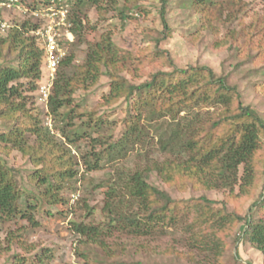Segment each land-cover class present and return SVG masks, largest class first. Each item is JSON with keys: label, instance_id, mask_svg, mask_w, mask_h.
Instances as JSON below:
<instances>
[{"label": "trees", "instance_id": "obj_1", "mask_svg": "<svg viewBox=\"0 0 264 264\" xmlns=\"http://www.w3.org/2000/svg\"><path fill=\"white\" fill-rule=\"evenodd\" d=\"M50 1L40 0L39 4ZM142 1L124 0L121 10L114 0L65 1L70 7V30L75 39L67 43V55L57 68L46 102L48 117L63 143L51 128L43 125L40 116L31 114L28 109L31 95L39 91L47 67L45 40L37 35L44 21L31 13L23 14L25 17L18 22L15 18L8 20L13 22L10 28L0 29V122L13 125L8 134L0 136V225L10 223L15 227L19 221H24L29 227L19 232L37 229L40 224L35 214L39 207L64 203L59 196L62 190H73L79 183L91 182L88 175L101 171L107 156L111 157V163L116 162L123 152V144H145L149 127H159L158 150L173 159L159 162L140 153L139 162L143 166L123 172L117 179L110 177L103 181L98 188L106 189L103 212L107 223H75L73 229L81 238L79 243L96 244L108 252L111 250L108 241L115 235L133 239L163 237L167 229L183 227L190 215V205L198 204L200 210L193 226H184L189 233V238L185 239L193 248L205 249L204 252L210 249L219 263L224 264L229 243L235 247L237 262H241L240 245L248 243L263 255L264 264V118L259 111L245 105L238 88L230 85L227 76H219L212 68H178L170 59L169 50L159 47L161 39L155 40L151 63L154 57L166 56L165 64L171 69L152 72L149 80L137 82L142 76L138 73L140 66L132 68L134 56L123 54L111 36L100 40L88 37L90 32L85 24L88 11L96 9L106 14L116 9L119 19L125 23L137 20L135 15L145 10ZM157 1L161 5L164 39H167L171 34L165 16L171 0ZM21 2L27 8L31 6L25 0ZM199 4L197 12L202 13L206 23L203 28L207 25L210 28V8H206L204 2ZM7 12L0 8L1 21L7 19ZM80 44L86 45V57L82 64H76V47ZM7 55H17L18 65L6 66ZM125 72L131 79L123 75ZM105 76L110 79V91L103 96L102 106L111 108L122 100L127 106L122 142L110 143L106 135L92 137L89 128L98 132L107 122L96 111L82 114L73 107L77 92L95 89ZM82 117L89 119L87 129L77 124ZM146 123H150L148 127ZM164 126H172L170 133ZM86 137L91 147L83 149L81 143ZM73 148L80 156L79 162L72 155ZM12 151L20 153L33 166L34 174L29 177V183L34 190L20 186L17 174L21 172L8 160ZM79 165L83 168L81 175ZM155 173L163 183L177 186L183 192L192 189L223 194L222 207L215 208L217 201L206 196L175 200L167 191L151 184ZM261 184V193L244 216L237 210L228 211L229 203L254 197ZM22 200H36V204L23 208ZM255 210L258 218L254 216ZM239 224L244 225L242 233L226 241L227 232ZM22 237L23 234L17 236L13 232L6 240L0 236V258L14 245L24 247ZM202 244L204 246H200ZM78 255L88 259L83 252ZM50 258L53 256L46 250L38 262L47 264ZM6 263L26 264L27 259L16 254Z\"/></svg>", "mask_w": 264, "mask_h": 264}, {"label": "rangeland", "instance_id": "obj_2", "mask_svg": "<svg viewBox=\"0 0 264 264\" xmlns=\"http://www.w3.org/2000/svg\"><path fill=\"white\" fill-rule=\"evenodd\" d=\"M114 1L117 3V9L121 10L124 0ZM25 2L26 4L31 3L29 8L41 4H39L40 0H25ZM200 2H204L206 8H210L212 17L210 28L208 25L205 29L203 28V24H206L205 19L201 12H197V8L201 6ZM141 5L145 10L135 15L137 20H129L125 23L119 19L116 9L106 14L91 9L88 11V19H85L86 27L90 32L89 39L100 40L103 36H111L123 54L134 56L131 61L132 68L140 66L138 73L142 76L137 78V82L149 80V75L152 72L170 68L165 64L168 58L166 56L154 57V63H151L153 61L152 54L156 50L155 40L161 39L159 47L162 50H169L170 59L178 68L208 66L219 76H227L230 85L236 86L242 94L244 104L255 107L264 118V87L259 88L264 84V0H171L165 16L171 34L167 39H164L160 3L157 0H143ZM19 12H7L6 20L12 21L15 18V22H18L23 19L25 14L20 16ZM76 48L75 63L82 64L86 57V45L80 44ZM259 54L261 57H258ZM17 55H7L6 66H17ZM123 75L131 79L127 72ZM45 79L46 76L42 80ZM40 86H38L39 89ZM109 91L110 79L105 76L101 78L95 89L88 92H77L73 107L82 114L96 111L107 122V126L100 128L98 132L94 131L93 127L89 128L92 137L106 135L107 138H110V143L122 142L121 139L126 129L123 120L126 117L127 106L122 100L111 108L103 107V96L107 95ZM38 93L39 91H36L31 95L32 99H30L28 109L31 110V114L40 116L43 125L51 128L58 135L59 142L63 143L59 132L53 129L54 124L48 117L47 103L40 99ZM88 122L87 117H82L77 121V124L85 126L84 128L87 129ZM149 124L146 123V127ZM164 127L170 133L172 126ZM11 129H13V125H5L0 122V136L8 134ZM159 132V127H149L148 139L145 144H123V152L117 157L116 162L111 163V157L107 156L104 160V168L88 175L91 182L79 183L73 190H62L59 196L64 203L39 207L35 214L40 224L37 229L29 228L28 232H19L21 228H26L27 231L29 227L24 221H19L15 227L10 223L0 225L2 240H6L13 232L17 236L19 233L23 234L22 241L24 243V247H22L23 245H14L0 258V264H8L6 263L8 259L16 254H22L27 259L26 264H41L38 259L43 256L46 250L53 256V258L47 259V264H220L221 262L219 263L210 249L204 252L205 249L193 248L185 239L189 238V233L184 226H193L200 210L198 204L190 205L188 209L190 215L183 227L178 230L167 229V235L163 237L133 239L115 235L108 241L111 247L108 252L96 244L79 243L81 238L73 229L75 223L90 225H106L107 223L103 212L106 204V189L98 188L103 181L110 177L117 179L123 172H131L138 166H143L139 162L140 153L159 162L173 159V156L162 155L159 152L156 143ZM31 140L33 138H30ZM81 144L83 149L90 148L89 137H86ZM66 149L71 150L68 146ZM72 155L75 161L79 162L80 156L75 148L72 149ZM8 160L11 166L21 172L17 174L20 186L34 190L29 183V177L34 174L31 163L16 151L10 153ZM78 170L81 175L83 168L80 165ZM150 182L161 190L167 191L172 198L178 201H188L192 198L198 199L206 196L212 201H217L215 208H221L222 201L225 200L223 194L215 191L196 192L189 189L183 192L177 186L163 183L156 173L152 174ZM261 191L262 184L251 199L229 203L228 211L237 210L240 215L244 216ZM21 203L22 207L26 208L29 204H36V200H22ZM86 205L89 206L88 209L85 207ZM254 216L259 217L256 210ZM243 226V224H239L231 232H227L226 241L232 240L242 233ZM200 246H204V244ZM31 247H33L32 250ZM80 252L86 254L88 259L79 257L78 253ZM235 252V247L229 243L224 255V264H263V255L248 243L241 244L239 247L241 262L234 260Z\"/></svg>", "mask_w": 264, "mask_h": 264}, {"label": "built area", "instance_id": "obj_3", "mask_svg": "<svg viewBox=\"0 0 264 264\" xmlns=\"http://www.w3.org/2000/svg\"><path fill=\"white\" fill-rule=\"evenodd\" d=\"M66 0H51L48 3H41L40 6L27 8L21 0H3L0 8L6 11H20L22 14H29L38 20H43V27L37 35L43 36L46 44L47 67L46 79L39 89L40 99L48 102L51 95L53 81L60 62L66 57V46L68 42L74 41V34L70 30L69 23L70 7ZM8 20H0V29L5 31L13 23Z\"/></svg>", "mask_w": 264, "mask_h": 264}]
</instances>
